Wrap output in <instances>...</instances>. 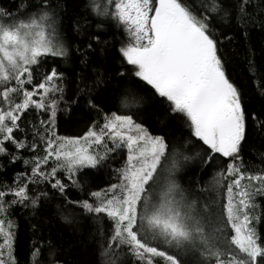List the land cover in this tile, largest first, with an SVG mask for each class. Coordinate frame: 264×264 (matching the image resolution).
I'll use <instances>...</instances> for the list:
<instances>
[{
	"label": "snow or ice",
	"instance_id": "6c2138e0",
	"mask_svg": "<svg viewBox=\"0 0 264 264\" xmlns=\"http://www.w3.org/2000/svg\"><path fill=\"white\" fill-rule=\"evenodd\" d=\"M88 7L122 30L128 41L117 49L126 70L116 75L129 81L121 109L131 114L105 113L94 102L102 74L92 80L76 74L72 102L85 99L86 106L103 119V123L93 120L78 137L56 135V94L63 100L68 78L48 62L50 58L67 62L78 55L86 65L87 53L95 51L93 43L101 44L99 35H90L82 45L67 43L61 30L66 8L59 0H20L15 11L0 7V155L9 163L20 160L30 167L17 173L13 184L0 185V264H17L16 225L10 209L17 204L36 208L47 200V191L36 190L42 184L59 192L66 204L92 215L99 225L102 256L119 251L134 264H156V258L165 264H264V237L255 227L260 219L255 199L264 198V170L248 171L242 157L250 127L264 134V114L246 109L242 91L226 72L228 61L222 50L224 40L233 39L225 26L230 30L235 24L244 37L250 26L258 23L264 28V0H212L211 6L202 0H105L103 4L90 0ZM73 27L82 33L79 20ZM103 27L104 23L96 25ZM102 43L108 46L109 41ZM133 80L164 104L171 120L188 128L189 139L169 135L166 140L137 123L148 95ZM128 96L139 101L135 110L129 107ZM29 109L36 113L37 123L28 119ZM192 138L207 146L203 153L186 154L190 145L195 147ZM38 149L42 155L36 154ZM122 149L127 150L126 160L112 169L116 183L99 191L87 190L86 182L81 185L78 174L83 178L86 168L108 166ZM21 150L33 155L25 158ZM221 158H227L225 167L213 181L226 191L227 203L201 204L192 195L197 181L186 188L177 173L189 161L198 159L204 167ZM58 173L89 198L68 200L69 183ZM103 218L111 221L107 235ZM63 219L80 223L76 217L63 215ZM41 247L33 242L32 264H43L38 260ZM46 255L47 264H62L51 241Z\"/></svg>",
	"mask_w": 264,
	"mask_h": 264
},
{
	"label": "trees",
	"instance_id": "16d2710c",
	"mask_svg": "<svg viewBox=\"0 0 264 264\" xmlns=\"http://www.w3.org/2000/svg\"><path fill=\"white\" fill-rule=\"evenodd\" d=\"M32 3L34 0H27ZM65 6L66 11L62 13L61 30L66 37V42L72 46L82 45L87 42L90 35H99L101 44L93 43L95 51L87 53V64H81L83 57L75 55L69 61L65 62L63 58H50L49 64H55L59 70L63 71L67 76L64 82L63 100L58 99V112L56 117L55 132L61 137H78L83 136L91 126L93 120L103 123V119L95 110L86 106L85 99L81 98L78 103L72 101L76 99L74 93L76 88V74H83L90 80L95 79L97 75L102 74L103 83L95 89L93 96L94 102L103 109L105 113L117 112V114H131L121 109V100L123 92L128 84V80H122L117 77L116 73L126 70L122 68V57L117 51L122 44H127V39L122 32L115 27L112 22H105L104 18L97 16L90 10L88 4L90 0H59ZM103 4L105 0H97ZM203 3L211 6L212 0H202ZM20 0H0V7L15 11ZM85 19L87 23L85 24ZM79 20L83 25L81 34L74 31V21ZM98 23H104L103 29H97ZM227 35L233 37L229 42L224 40L222 50L227 57L226 72L230 79L242 91L246 100V109L249 112L256 113L257 116L264 114V28L258 23L250 26L247 37H244L242 29L235 24L229 30L228 26L223 29ZM223 39V38H222ZM109 41L108 46L102 42ZM103 49V51H102ZM251 61V63H250ZM47 67V65H45ZM131 68L132 66H127ZM137 83L140 90L147 93L148 98L143 103L140 110V118L137 123H141L152 135L180 137L189 139V130L186 126L171 120L167 114L165 106L162 102L152 99L148 90L143 88L142 84ZM128 105L135 110L139 101L132 96L127 97ZM36 113L29 109L28 119L32 123H37L35 119ZM41 119L46 116L41 115ZM136 119V117H133ZM24 125H22L23 127ZM28 138L31 140V126L28 125ZM193 143L195 147L189 146L190 150L187 155H195L197 151L203 153L207 146H203L202 142H198L195 138ZM111 146V145H109ZM102 150V149H101ZM9 151H14L9 147ZM116 155L115 159L110 160L109 165L100 169H84L83 178L78 174L77 179L81 185L87 183V190L99 191L106 189L110 183H116L113 168H120L126 160V154ZM21 155L25 158H31L33 153L21 150ZM43 153L38 149L37 153ZM242 157L245 161L248 171L256 173L264 170V134L249 129V137L244 145ZM227 158H221L216 163H211L201 167L200 161L192 160L184 164L178 177H183L181 183L186 188L192 187L191 181L195 179L198 189L203 188L200 192L198 189L193 192V198L197 199L201 204L207 203L213 207L227 203L226 191H222L213 181V177L220 168L225 167ZM51 164V162H50ZM30 171V167L26 168L22 161L18 160L9 163L8 158L0 155V185H11L17 173ZM59 178L69 183L65 195L68 200L80 201L88 199L86 192H82L79 188L72 187L67 181L66 176L60 175ZM185 180L189 183H185ZM55 182V181H53ZM230 181H224L225 184ZM31 189L32 186L30 185ZM37 191H47L49 198L43 200L39 206L32 208L22 205H14L10 209V218L15 222V245L14 255L17 264H32L31 252L33 251V242L36 247H41V255L38 260L43 264H47L48 242L51 241L57 248L62 264H134L130 256H125L122 252L116 255L105 257L101 255L102 249L100 243L102 238L97 232L99 225L93 219L91 214L84 213L83 209L66 204L59 192L51 189L50 185L42 184L37 186ZM235 191V189H234ZM9 199L11 197H8ZM91 202V201H90ZM255 203L259 205L256 214L260 217L259 222L255 224L258 233L264 237V198L256 197ZM63 215L76 217L79 224L65 223ZM35 225V228L33 227ZM102 226L105 235L108 234L111 227V221L107 218L102 219ZM2 242V240H0ZM189 259H194L191 255ZM156 264H165L161 258H156Z\"/></svg>",
	"mask_w": 264,
	"mask_h": 264
},
{
	"label": "rangeland",
	"instance_id": "374dc122",
	"mask_svg": "<svg viewBox=\"0 0 264 264\" xmlns=\"http://www.w3.org/2000/svg\"><path fill=\"white\" fill-rule=\"evenodd\" d=\"M121 154H126V157H127V150L126 149H123V151H122Z\"/></svg>",
	"mask_w": 264,
	"mask_h": 264
}]
</instances>
